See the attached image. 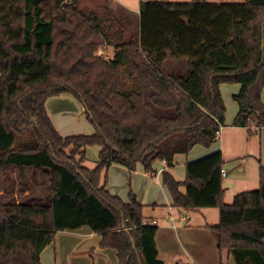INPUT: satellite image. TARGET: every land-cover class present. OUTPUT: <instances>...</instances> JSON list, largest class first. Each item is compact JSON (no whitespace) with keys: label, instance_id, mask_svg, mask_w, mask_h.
I'll list each match as a JSON object with an SVG mask.
<instances>
[{"label":"trees","instance_id":"16d2710c","mask_svg":"<svg viewBox=\"0 0 264 264\" xmlns=\"http://www.w3.org/2000/svg\"><path fill=\"white\" fill-rule=\"evenodd\" d=\"M138 37L110 7L86 14L80 0H0V169L52 177L47 202L0 203V264H40L57 232L82 226L117 251L119 264H166L144 206L106 185L114 163L154 173L157 160L166 162L161 180L176 207L219 210L211 229L220 251L235 264H264V166L259 188L232 203L220 151L190 162L183 180L173 171L176 154L216 142L226 113L221 84L241 85L233 125L264 127V0L141 1ZM107 46L115 49L109 59L97 54ZM168 56L187 59L186 77L164 75ZM150 90L154 105L175 108L173 118L151 112ZM64 93L82 103L93 134L57 132L46 103ZM89 146L101 147L93 168L85 166Z\"/></svg>","mask_w":264,"mask_h":264},{"label":"crops","instance_id":"0c3cea01","mask_svg":"<svg viewBox=\"0 0 264 264\" xmlns=\"http://www.w3.org/2000/svg\"><path fill=\"white\" fill-rule=\"evenodd\" d=\"M113 3L117 6H125L118 0H113ZM135 16L139 26V14H135ZM109 49L115 51L111 46L104 47V51ZM170 59L171 62L167 68L166 65ZM184 59L168 56L162 64L164 75L167 78L186 77L188 61ZM240 89V84H221L220 86L226 113L224 126L221 128L216 142L209 147L198 144L188 153H178L174 157V175L178 180H183L186 176L187 165L190 162L220 151L225 161L222 171L225 172L223 187L226 203L230 191H235L234 193L244 192L241 189L251 185L249 183L255 185L258 182L259 186V170L260 166H264V127L257 129L253 124L246 127L233 125V121L239 113V105L233 96ZM147 93L145 100L149 104L151 112L157 117H167L151 102L150 96L153 94V90ZM66 94L68 95V93ZM66 94L59 96H63V100L71 102L75 100L72 94L73 97L71 98L66 97ZM262 101L264 102V88ZM81 110H84V106H81ZM172 110H174L172 117L168 118H173L176 115L175 108ZM51 114L49 112L50 118ZM254 128L258 130L256 133L259 134V151L257 154H248L247 157L253 158L258 164L256 180L247 177L249 172L247 160L250 159H246V156L243 157L240 154L241 139L245 136L244 140L248 144L250 138L247 137L246 131L252 132ZM228 138H231L229 146L227 144ZM100 151L101 147L99 146H89L86 149V154L93 157L94 163H96ZM239 159L244 162L235 163ZM154 168L156 172L148 173L140 163L135 169L114 163L108 169L106 185L112 195L119 196L123 201L129 202L130 195L134 194L144 206V221L158 226L155 242L159 258L166 264H235L226 250H219L216 236L211 229V226L219 223V210L217 208L186 210L176 207L168 188L161 180V173L167 168L166 162L157 160L154 163ZM252 170L254 171V168ZM182 190L184 189L182 188ZM154 221H156L155 224ZM100 243L101 236L93 232L89 226L59 231L54 240L42 251L40 264H119L117 251L112 248H102ZM75 253H79L82 260Z\"/></svg>","mask_w":264,"mask_h":264},{"label":"rangeland","instance_id":"374dc122","mask_svg":"<svg viewBox=\"0 0 264 264\" xmlns=\"http://www.w3.org/2000/svg\"><path fill=\"white\" fill-rule=\"evenodd\" d=\"M70 1V0H66ZM124 3L125 6H117L113 3V0H80V7L82 11L86 14H91L93 12H100L103 7H110V9L122 18L125 17L130 21V26L132 28L134 37H138V19L135 14H139V6L141 1H151V0H118ZM153 1H171V2H188L191 0H153ZM213 3H242L247 0H207ZM104 48H100L98 55H102L104 58H112L114 56L113 49L105 50L100 52ZM186 61V59H184ZM171 59L168 60L166 67L168 68ZM66 94V93H64ZM71 94H66V97H73ZM149 95V93H147ZM63 96H56L49 98L46 103L48 113L51 114V120L57 130V132L62 137L72 136V135H90L95 132V127L93 123L87 117L85 109L82 111V103L76 98L73 102L69 100H63ZM164 116L172 117L174 110L162 109L155 105ZM223 127V126H222ZM227 131V130H226ZM258 130L254 128L251 131H246L247 137L250 138V142L247 144L243 139H241L242 146L240 147V154L243 155L248 161L249 172L247 177L250 179H257V168L258 164L253 158H248V154H257L259 151L258 144ZM231 138H228L227 144L229 146ZM244 161L238 160L235 163H243ZM85 166L88 168H93L95 166L93 157L86 154ZM254 168V171L252 170ZM24 170L23 176L20 175L17 169H9L6 173L0 169V203L1 204H39L48 201V196L51 192V181L52 177L50 173L44 174L37 169L30 168L26 171ZM108 174V173H107ZM107 182V179H106ZM244 191H251L258 189V182L255 185L249 183ZM238 190V189H236ZM230 191L227 195V203H232L237 192ZM243 192V191H242ZM75 255L82 260L79 253Z\"/></svg>","mask_w":264,"mask_h":264},{"label":"built area","instance_id":"2783aa9c","mask_svg":"<svg viewBox=\"0 0 264 264\" xmlns=\"http://www.w3.org/2000/svg\"><path fill=\"white\" fill-rule=\"evenodd\" d=\"M100 52H104V50H100ZM161 172V171H160ZM222 175L225 176V172L222 171ZM187 217V216H186ZM186 217H184V219H186ZM156 223V221H154V224ZM144 224H148L146 221H144Z\"/></svg>","mask_w":264,"mask_h":264}]
</instances>
